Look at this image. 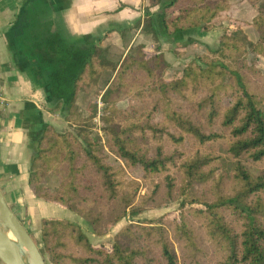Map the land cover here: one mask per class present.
<instances>
[{
  "label": "trees",
  "instance_id": "16d2710c",
  "mask_svg": "<svg viewBox=\"0 0 264 264\" xmlns=\"http://www.w3.org/2000/svg\"><path fill=\"white\" fill-rule=\"evenodd\" d=\"M148 1L159 9L145 11L142 29L156 44L174 39V53L196 30L230 26L165 84L157 78L167 67L159 46L149 52L138 44L119 65L99 38L85 48L60 35L39 40L50 107L61 108L74 130L45 125L30 181L56 178L52 190L36 185L37 196L72 211L98 236L126 216L179 200V218L168 221L179 258L163 226L127 224L106 248L77 224L50 217L41 220L40 252L51 264H264V74L247 61L250 52L264 56V4L251 21L258 34L251 42L245 23L228 17L231 0ZM104 71L112 77L101 95L102 137L82 118L77 97ZM125 97L129 104L118 108ZM111 154L140 170L145 194Z\"/></svg>",
  "mask_w": 264,
  "mask_h": 264
},
{
  "label": "crops",
  "instance_id": "0c3cea01",
  "mask_svg": "<svg viewBox=\"0 0 264 264\" xmlns=\"http://www.w3.org/2000/svg\"><path fill=\"white\" fill-rule=\"evenodd\" d=\"M158 9L148 0H0V189L30 234L38 235L43 218L66 214L65 208L36 194L38 184L54 189L56 178L30 181L38 135L46 124L57 132V125H68L64 111L50 107L48 73L40 67L35 46L51 35L68 38L81 48L99 38L98 46L108 54L119 49L128 52L138 44L148 46L154 41L142 29L145 11ZM256 14L255 4L230 1V20L247 23ZM229 26L224 21L209 32L196 30L185 48L216 46L219 34ZM176 45L174 39L158 43L169 53Z\"/></svg>",
  "mask_w": 264,
  "mask_h": 264
},
{
  "label": "rangeland",
  "instance_id": "374dc122",
  "mask_svg": "<svg viewBox=\"0 0 264 264\" xmlns=\"http://www.w3.org/2000/svg\"><path fill=\"white\" fill-rule=\"evenodd\" d=\"M250 4H255L256 9H257V14H258L260 10V5L264 4V0H256L254 3H250ZM223 23L224 21L218 27H221ZM244 23L245 25L243 26V30L246 36L251 42H255L258 38L257 32L250 25L251 22H247V23L244 22ZM224 29L219 34L217 40H219V37L222 35ZM142 41H143V37H142ZM143 46H145V48H147L149 52L150 51L156 52L158 44L154 42V44H149L148 46L143 45ZM132 48L128 52L122 49L110 50L109 54L106 52V55L110 61L117 62L119 65H121L126 60V57L129 54H131ZM206 48L207 47L197 44L195 46H192L191 48H185L183 51L179 50L175 53L173 51L169 53L166 50L162 51L159 49V52H161L164 56L167 67L163 74L157 75L158 81L161 82L162 84H165L166 82L171 80L173 77H175L177 74L179 75L182 74V72L185 69L186 63L191 61L193 57L203 54ZM247 61L249 64L254 65L262 74H264V56L260 54H256L254 52H250L247 56ZM111 77H112V73L110 71L102 72L98 76L96 82L92 84L86 91L80 92L77 97V107L79 108L81 112L82 118H85L88 122H91L90 129L92 130L94 134H98L99 136H102V137H103V134H102L101 128L104 126V124L101 121V116L103 115L102 113H103L104 104L101 101V95L104 92L106 85L110 81ZM128 102L129 100L125 97L119 100L116 103V106L118 108H125L129 104ZM56 129L59 132H65L68 130H74V127L70 125H66V127L57 125ZM110 162L113 164H120L123 167L122 162L112 154L110 155ZM246 166L253 173H256L259 170L258 167H256L255 165L249 162H246ZM124 172L127 177L131 179H135L140 183L139 195L145 194L146 185L143 181L140 170L137 168L132 169V170H127L124 168ZM179 206H180L179 200L163 201L159 205L145 209L136 217L131 218V217L126 216L125 218L121 219L119 222L115 224L107 225L105 228L104 234L100 236L92 234L88 223L70 210L63 209L64 212H66V214L65 216H61L60 218L66 219L80 226L82 230L87 234L92 245L98 246V247L105 246L106 248H110L113 245L115 235L127 224L134 223V224L151 225V226H154V225L163 226V228L166 230L168 234L169 239L174 245V249H175V253L177 257L179 258L180 253L178 250V245L173 240L171 227L168 223L169 220L179 218V213H180ZM40 234H41V229L38 235H32V234L30 235L37 243L39 249L40 248L43 249V245L41 244V241H40V237H41ZM204 242L205 240L201 241L202 244ZM44 258L47 264H51L47 256H44ZM0 264H3V263L0 261Z\"/></svg>",
  "mask_w": 264,
  "mask_h": 264
},
{
  "label": "water",
  "instance_id": "95a60500",
  "mask_svg": "<svg viewBox=\"0 0 264 264\" xmlns=\"http://www.w3.org/2000/svg\"><path fill=\"white\" fill-rule=\"evenodd\" d=\"M8 233L14 239H10ZM0 261L3 264H47L35 240L8 206L1 189Z\"/></svg>",
  "mask_w": 264,
  "mask_h": 264
},
{
  "label": "bare ground",
  "instance_id": "6f19581e",
  "mask_svg": "<svg viewBox=\"0 0 264 264\" xmlns=\"http://www.w3.org/2000/svg\"><path fill=\"white\" fill-rule=\"evenodd\" d=\"M8 237H9L10 239H14L11 233H8Z\"/></svg>",
  "mask_w": 264,
  "mask_h": 264
},
{
  "label": "built area",
  "instance_id": "2783aa9c",
  "mask_svg": "<svg viewBox=\"0 0 264 264\" xmlns=\"http://www.w3.org/2000/svg\"><path fill=\"white\" fill-rule=\"evenodd\" d=\"M0 102H2L1 98H0Z\"/></svg>",
  "mask_w": 264,
  "mask_h": 264
}]
</instances>
